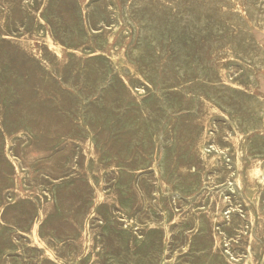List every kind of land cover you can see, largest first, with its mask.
I'll return each mask as SVG.
<instances>
[{"label":"rangeland","instance_id":"374dc122","mask_svg":"<svg viewBox=\"0 0 264 264\" xmlns=\"http://www.w3.org/2000/svg\"><path fill=\"white\" fill-rule=\"evenodd\" d=\"M109 1L0 4V264H264V0Z\"/></svg>","mask_w":264,"mask_h":264},{"label":"bare ground","instance_id":"6f19581e","mask_svg":"<svg viewBox=\"0 0 264 264\" xmlns=\"http://www.w3.org/2000/svg\"><path fill=\"white\" fill-rule=\"evenodd\" d=\"M2 1H3V0H2ZM2 1H1V2H2ZM95 1H96V0H95ZM105 1H106V0H105ZM108 1H109V0H108ZM162 1H163V0H162ZM172 1H173V0H172ZM172 1H171V3H172L171 6H173V4H174ZM177 1H178V0H177ZM194 1H196V0H194ZM198 1H199V0H198ZM226 1H227V0H226ZM241 1H242V0H241ZM241 1H240V2H241ZM254 1H255V0H254ZM260 1H261V0H260ZM260 1H259V2H260ZM1 2H0V4H1ZM19 2H20V1H19ZM109 2H110V1H109ZM112 2H113V1H112ZM138 2H139V1H138ZM160 2H161V1H160ZM174 2L176 3V1H174ZM211 2H212V1H211ZM228 2H229V1H228ZM248 2H249V1H248ZM143 3H144V2H143ZM145 3H146V2H145ZM171 3H170V4H171ZM193 3H195V2H193ZM229 3H230V2H229ZM229 3H228V4H229ZM237 3H238V2H237ZM241 3H242V2H241ZM243 3H244V2H243ZM261 3H262V1H261ZM5 4H6V3H5ZM109 4H110V3H109ZM113 4H114V3H112V5H113ZM152 4H153V3H152ZM162 4H163V3H162ZM215 4H216V3H215ZM247 4H248V3H247ZM12 5H13V4H12ZM156 5H157V4H156ZM185 5H186V4H185ZM249 5H250V3H249ZM7 6H8V5H7ZM20 6H21V5H20ZM46 6H47V5H46ZM125 6H126V5H125ZM164 6H166V5L164 4ZM177 6H178V4H177ZM186 6H187V5H186ZM200 6H201V5H200ZM228 6H229V5H228ZM228 6H227V7H228ZM232 6H234V5H232ZM247 6H248V5H247ZM263 6H264V5H263ZM14 7H15V5H14ZM32 7H34V6H32ZM59 7H60V6H59ZM84 7H85V6H84ZM90 7H91V6H90ZM90 7H89V9H90ZM108 7H109V6H108ZM141 7H144V6H141ZM141 7H140V9H141ZM157 7L160 8V6H157ZM169 7H170V6H169ZM175 7H176V6H175ZM178 7H179V6H178ZM193 7H194V6H193ZM205 7H206V6H205ZM211 7H212V6H211ZM217 7H218V6H217ZM219 7H220V6H219ZM229 7H230V6H229ZM9 8H11V7H9ZM17 8H18V7H17ZM30 8H31V7H30ZM155 8H156V7H155ZM173 8H174V7H173ZM184 8H185V7H184ZM189 8H190V7H189ZM202 8H203V7H202ZM230 8H231V7H230ZM233 8H234V7H233ZM237 8H238V6H237ZM2 9H3V8H2ZM111 9H112V8H111ZM143 9H144V8H143ZM165 9H166V8H165ZM175 9H177V8H175ZM182 9H183V6H182ZM187 9H188V8H187ZM190 9H192V8H190ZM193 9H194V8H193ZM196 9H197V8H196ZM196 9H194V11H195ZM215 9H216V8H215ZM235 9H236V8H235ZM245 9H246V8H245ZM249 9H251V8H249ZM258 9H259V8H258ZM7 10H8V9H7ZM84 10H85V9H84ZM131 10H132V9H131ZM157 10H158V8H157ZM162 10H163V9H162ZM180 10H181V9H180ZM225 10H226V9H225ZM227 10H228V9H227ZM229 10H230V9H229ZM254 10H255V12H256V9H254ZM2 11H3V10H2ZM30 11H31V9H30ZM47 11H48V10H47ZM113 11H114V10H113ZM138 11H139V10H138ZM166 11H167V10H166ZM173 11H174V10H173ZM198 11H200V10H198ZM204 11H205V10H204ZM213 11H214V10H213ZM237 11H238V10H237ZM243 11H244V9H243ZM22 12H23V11H22ZM129 12H130V11H129ZM133 12H134V11H133ZM133 12H132V13H133ZM158 12H161V11H158ZM158 12L156 11V14H157ZM170 12H171V11H170ZM188 12H190V11H188ZM209 12H210V11H209ZM209 12L207 11L208 15H209ZM215 12H218V11H215ZM221 12H222V11H221ZM252 12H253V11H252ZM257 12H258V11H257ZM6 13H7V12H6ZM80 13H81V12H80ZM118 13H119V12H118ZM138 13H139V12H138ZM168 13H169V12H168ZM173 13H174V12H173ZM180 13H181V11H180ZM183 13H184V12H183ZM199 13H200V12H199ZM205 13H206V12H205ZM226 13H227V12H226ZM16 14H17V13H16ZM18 14H19V13H18ZM129 14H130V13H128V15H129ZM134 14H136V13H134ZM153 14H154V13H153ZM158 14H160V13H158ZM216 14H217V13H216ZM219 14H220V13H218V15H219ZM222 14H224V13H222ZM228 14H229V13H228ZM232 14H235V13H232ZM64 15H65V13H64ZM80 15H81V14H80ZM84 15H85V14H84ZM116 15H117V14H116ZM132 15H133V14H132ZM132 15H131V17H132ZM161 15H162V14H161ZM172 15H173V14H172ZM182 15H183V14H182ZM197 15H198V14H197ZM200 15H201V14H200ZM213 15H214V14H213ZM220 15H221V14H220ZM230 15H231V13H230ZM230 15H229V17H231ZM236 15H237V14H235V16H236ZM249 15H250V13H249ZM59 16H60V15H59ZM62 16H63V15H62ZM65 16H67V15H65ZM154 16H155V15H154ZM156 16H157V15H156ZM209 16H210V15H209ZM216 16H217V15H216ZM225 16H228V15H225ZM225 16H223V17L225 18ZM232 16H233V15H232ZM237 16H238V15H237ZM237 16H236V17H237ZM239 16H240V15H239ZM4 17H5V16H4ZM25 17H26V16H25ZM25 17H24V18H25ZM158 17H159V16H158ZM220 17H221V16H219V18H220ZM233 17H234V16H233ZM233 17H232V19H233ZM254 17H255V16H254ZM28 18H29V17H28ZM62 18H63V17H62ZM64 18H65V17H64ZM81 18H82V17H81ZM116 18H118V17L116 16ZM153 18H154V17H153ZM217 18H218V17H217ZM244 18H245V17H244ZM258 18H259V17H258ZM262 18H263V17H262ZM4 19H6V18H4ZM33 19L35 20V17H34ZM37 19H38V18H37ZM39 19H40V18H39ZM119 19H120V18H119ZM119 19H115V20H119ZM139 19H140V18H139ZM185 19H186V18H185ZM188 19H189V18H188ZM220 19L222 20V18H220ZM234 19H236V18H234ZM15 20H16V19H15ZM29 20H30V19H29ZM29 20H28V21H29ZM170 20H171V19H170ZM212 20H213V19H212ZM225 20H226V19H225ZM225 20H224V21H225ZM250 20H251V19H250ZM253 20H254V19H253ZM261 20H262V19H261ZM82 21H84V20H82ZM183 21H184V20H183ZM185 21H186V20H185ZM185 21H184V22H185ZM219 21H220V20H219ZM227 21H228V19H227ZM233 21H235V20H233ZM233 21H232V22H233ZM254 21H255V20H254ZM232 22H231V23H232ZM241 22H242V21H241ZM13 23H14V22H13ZM28 23H29V22H28ZM30 23H31V22H30ZM84 23H85V22H84ZM87 23H88V22H87ZM120 23H121V22H120ZM134 23H135V22H134ZM234 23H235V22H234ZM249 23H250V22H249ZM255 23H256V21H255ZM32 24H33V23H32ZM240 24H241V23H240ZM257 24H258V23H257ZM5 25H6V24H5ZM5 25H4V26H5ZM14 25H15V24H14ZM86 25H87V24H86ZM120 25H121V24H120ZM227 25L229 26L228 23H227ZM230 25H232V24H230ZM234 25H235V24H234ZM261 25H262V24H261ZM2 26H3V25H2ZM18 26H19V25H17V27H18ZM28 26H29V25H28ZM46 26H47V25H46ZM185 26H186V25H185ZM47 27H48V26H47ZM92 27H93V26H92ZM135 27H136V26H135ZM237 27H238V26H237ZM248 27H249V25H248ZM248 27H247V28H248ZM252 27H253V26H252ZM5 28H6V27H5ZM26 28H27V27H26ZM37 28H38V27H37ZM87 28H88V27H87ZM183 28H184V26H183ZM227 28H228V27H227ZM240 28H241V27H240ZM2 29H3V28H2ZM27 29H28V28H27ZM31 29H32V27H31ZM125 29H126V28H125ZM135 29H138V28H135ZM234 29H235V28H234ZM244 29H245V28H244ZM250 29H251V28H250ZM252 29H253V28H252ZM4 30H5V29H4ZM40 30H41V29H40ZM105 30H106V29H105ZM240 30H241V29H240ZM248 30H249V29H248ZM255 30H257V29H255ZM5 31H6V30H5ZM5 31H4V32H5ZM106 31H108V29H107ZM109 31H110V29H109ZM122 31H123V30H122ZM235 31H236V30H235ZM243 31H244V30H243ZM6 32H7V31H6ZM10 32H11V31H10ZM10 32H9V34H10ZM30 32H32V31H30ZM39 32H40V31H39ZM88 32H89V31H88ZM123 32H125V31H123ZM91 33H92V32H91ZM98 33H99V32H98ZM106 33H107V32H106ZM128 33H129V30H128ZM230 33H231V32H230ZM244 33H245V32H244ZM9 34H8V35H9ZM89 34H90V33H89ZM89 34H88V35H89ZM107 34H109V33H107ZM122 34H123V33H122ZM126 34H127V33H126ZM220 34H221V33H220ZM234 34H235V32H234ZM8 35H7V36H8ZM61 35H63V34H61ZM37 36H38V35H37ZM101 36H102V35H101ZM106 36H108V35H106ZM121 36H122V35H121ZM124 36H125V35H124ZM243 36H244V35H243ZM61 37H62V36H61ZM92 37H93V36H92ZM102 37H103V36H102ZM134 37H135V36H134ZM35 38H36V37H35ZM87 38H88V36H87ZM104 38H105V37H104ZM125 38H126V37H125ZM235 38H236V37H235ZM248 38H249V37H248ZM1 39H2V38H1ZM1 39H0V40H1ZM16 39H17V38H16ZM73 39H74V38H73ZM105 39H107V38H105ZM53 40H54V39H53ZM122 40H123V39H122ZM252 40H254V39H252ZM252 40H251V41H252ZM248 41H249V40H248ZM73 42H74V41H73ZM122 42H123V41H122ZM201 42H202V41H201ZM220 42H221V41H220ZM222 42H223V40H222ZM233 42H234V41H233ZM224 43H225V42H224ZM224 43H223V45H224ZM226 43H227V41H226ZM231 43H232V41H231ZM237 43H238V42H237ZM85 44H86V43H85ZM114 44H115V43H114ZM227 44L229 45V42H228ZM227 44H226V46L228 47ZM232 44H233V43H232ZM234 44H235V43H234ZM234 44H233V45H234ZM9 45H10V44H9ZM44 45H45V44H44ZM199 45H200V44H199ZM230 45H231V44H230ZM243 45H244V44H243ZM255 45H256V44H255ZM12 46H13V45H12ZM41 46H42V45H41ZM116 46H117V45H116ZM116 46H115V47H116ZM204 46H205V45H204ZM35 47H37V45H36ZM38 47H39V46H38ZM115 47H114V48H115ZM152 47H153V46H152ZM201 47H202V46H201ZM247 47H249V46L247 45ZM256 47H257V45H256ZM256 47H255V48H256ZM128 48H129V47H128ZM234 48H235V47H234ZM258 48H260V47H258ZM9 49H10V48H9ZM63 49H64V48H63ZM76 49H77V48H76ZM121 49H122V48H121ZM121 49H120V50H121ZM200 49H201V48H200ZM225 49H226V48H225ZM231 49H232V48H231ZM248 49H249V48H248ZM17 50H18V49H17ZM120 50H119V52H120ZM226 50H228V48H227ZM226 50H223V51L225 52ZM258 50H259V49H258ZM71 51H72V50H71ZM129 51H130V50H129ZM166 51H167V50H166ZM219 51H220V49H219ZM223 51H221V52H223ZM12 52H13V51H12ZM90 52H91V51H89V53H90ZM42 54H43V53H42ZM65 54H66V53H65ZM96 54H97V53H96ZM96 54H95V55H96ZM100 54L102 55V52H101ZM156 54H157V53H156ZM213 54H214V53H213ZM218 54H220V53H218ZM11 55H12V53H11ZM15 55H16V54H15ZM87 55H88V54H87ZM103 55H104V54H103ZM122 55H123V54H122ZM166 55H168V54H166ZM220 55H221V54H220ZM25 56H26V55H25ZM168 56H169V55H168ZM197 56H199V54H197ZM11 57H12V56H11ZM166 57H167V56H166ZM206 57H207V56H206ZM230 57H231V56H230ZM65 58H66V57H65ZM73 58H74V57H73ZM218 58H219V57H218ZM226 58H227V57H226ZM260 58H261V57H260ZM10 59H11V58H10ZM206 59H208V58H206ZM220 59H221V58H220ZM224 59H225V58H224ZM230 59H231V58H230ZM23 60H24V59H23ZM40 60H41V59H40ZM124 60H125V59H124ZM204 60H205V59H204ZM53 61H55V60H53ZM130 61H132V60L130 59ZM206 61H207V60H206ZM213 61H214V60H213ZM222 61H223V60H222ZM226 61H227V59H226ZM55 62H56V61H55ZM74 62H75V60H74ZM162 62H163V61H162ZM165 62H166V61H165ZM215 62H217V61H215ZM215 62H214V63H215ZM229 62H230V61H229ZM133 63H135V62H133ZM160 63H161V61H160ZM212 63H213V62H212ZM212 63H211V64H212ZM214 63H213V64H214ZM220 63H221V62H220ZM231 63H232V61H231ZM2 64H3V63H2ZM56 64H57V62H56ZM209 64H210V63H209ZM224 64H225V63H224ZM239 64H240V63H239ZM19 65H22V64H19ZM125 65H126V64H125ZM216 65H217V64H216ZM220 65H221V64H220ZM228 65H229V63H228ZM236 65H238V64H236ZM236 65H235V66H236ZM49 66H50V65H49ZM126 66H127V65H126ZM126 66H125V67H126ZM202 66H203V65H202ZM207 66H208V65H207ZM222 66H223V65H222ZM229 66H230V65H229ZM240 66H241V65H240ZM247 66H248V65H247ZM247 66H246V67H247ZM72 67H73V66H72ZM75 67H76V66H75ZM75 67H73V68H75ZM122 67H123V66H122ZM133 67H134V66H133ZM163 67H164V66H163ZM242 67H243V66H242ZM16 68H18V67H16ZM41 68H42V67H41ZM52 68H53V67H52ZM119 68H120V67H119ZM119 68H118V69H119ZM158 68H159V67H158ZM207 68H208V67H207ZM210 68H211V67H210ZM216 68H217V67H216ZM216 68H214V69H216ZM235 68H236V67H235ZM239 68H240V67H239ZM243 68H244V67H243ZM49 69H50V68H49ZM128 69H129V67H128ZM136 69H137V68H136ZM192 69H193V68H192ZM214 69H213V70H214ZM223 69H224V68H223ZM236 69H237V68H236ZM241 69H242V68H241ZM21 70H22V69H21ZM74 70H75V69H74ZM119 70H120V69H119ZM129 70H130V69H129ZM166 70H167V69H166ZM113 71L115 72V70H113ZM216 71H217V70H216ZM219 71H220V70H219ZM227 71H229V70H227ZM232 71H233V70H232ZM239 71H240V70H239ZM239 71H238V72H239ZM252 71H253V70H252ZM259 71H260V70H259ZM165 72H167V71H165ZM230 72H231V71H230ZM236 72H237V71H236ZM241 72H242V71H241ZM241 72H240V73H241ZM245 72H246V71H245ZM12 73H13V72H12ZM32 73H33V72H32ZM34 73H35V72H34ZM118 73H119V72H117V74H118ZM122 73H124V71H122L121 74H122ZM232 73H233V72H232ZM234 73H235V72H234ZM243 73H244V72H243ZM252 73H253V72H252ZM35 74H37V73H35ZM115 74H116V73H115ZM127 74H128V73H127ZM225 74H226V73H225ZM227 74H229V73H227ZM241 74H242V73H241ZM241 74H240V75H241ZM244 74H245V73H244ZM253 74H254V73H253ZM83 75H84V74H83ZM83 75H82V77H83ZM122 75H123V74H122ZM219 75H220V74H219ZM23 76H24V75H23ZM32 76H33V75H32ZM127 76H128V75H127ZM232 76H233V75H232ZM236 76H237V75H236ZM241 76H242V75H241ZM34 77H35V76H34ZM238 77H239V76H238ZM238 77H237V78H238ZM22 78H23V77H22ZM24 78H26V77H24ZM30 78H31V77H30ZM38 78H40V77H38ZM84 78H85V77H84ZM87 78H88V77H87ZM107 78H108V77H107ZM121 78H122V77H121ZM219 78H220V76H219ZM226 78H227V76H226ZM234 78H236V77H234ZM46 79H47V78H46ZM118 79H120V78H118ZM33 80H34V79H33ZM134 80H135V79H134ZM134 80H133V81H134ZM177 80H178V79H177ZM194 80H195V79H194ZM44 81H45V80H44ZM120 81H121V80H120ZM227 81H228V80H227ZM36 82H37V81H36ZM170 82H171V81H170ZM195 82H196V81H195ZM219 82H220V81H219ZM220 83H222V80H221ZM43 84H45V83H43ZM174 84H175V83H174ZM189 84H190V83H188L187 85H189ZM203 84H205V83H203ZM222 84H223V83H222ZM231 84H232V83H231ZM255 84H256V83H255ZM9 85H10V84H9ZM31 85H32V84H31ZM47 85H48V84H47ZM179 85H180V83H179ZM181 85H182V84H181ZM187 85H186V86H187ZM26 86L28 87V85H26ZM35 86H36V85H35ZM37 86H38V85H37ZM48 86H50V85H48ZM165 86H166V85H165ZM170 86H171V85H170ZM173 86H174V85H173ZM207 86L210 87L211 85H207ZM227 86H228V85H227ZM236 86H237V85H236ZM236 86L234 85V87H236ZM27 87H26V88H27ZM30 87H31V86H30ZM71 87H73V86H71ZM131 87H132V85H131ZM160 87H161V86H160ZM148 88H149V86H148ZM207 88H208V87H207ZM232 88H233V87H232ZM37 89H38V91H39V88H38V87H37ZM142 89H144V88L142 87ZM155 89H156V88H155ZM178 89H179V88H178ZM216 89H217V88H216ZM230 89H231V88H230ZM235 89H236V88H235ZM238 89H239V88H238ZM246 89H247V88H246ZM248 89H249V88H248ZM253 89H254V88H253ZM43 90H45V89L43 88ZM129 90H130V89H129ZM217 90H218V89H217ZM243 90H244V89H243ZM12 91H13V90H12ZM22 91H23V90H22ZM198 91H199V90H198ZM15 92H16V91H15ZM41 92H42V91H41ZM48 92H49V91H48ZM52 92H53V91H52ZM75 92H76V91H75ZM141 92H142V91H141ZM155 92H156V91H155ZM169 92H172V91H169ZM174 92H175V91H174ZM246 92H247V91H246ZM250 92H251V90H250ZM19 93H20V92H19ZM22 94H23V93H22ZM30 94H31V93H30ZM154 94H155V93H154ZM159 94H160V93H159ZM31 95H33V94H31ZM72 95H73V94H72ZM116 95H117V94H116ZM138 95H139V94H137V96H138ZM147 95H148V94H147ZM157 95H158V94H157ZM132 96H133V95H132ZM251 96H252V95H251ZM2 97H3V96H2ZM74 97H75V96H74ZM157 97H158V96H157ZM186 97H187V96H186ZM44 98H45V95H44ZM202 98H203V97H202ZM24 99H26L25 95H24ZM45 99H46V98H45ZM34 100H35V99H34ZM186 100H187V99H186ZM22 101H23V100H22ZM183 101H184V100H183ZM203 101H204V100H203ZM33 102H34V101H33ZM35 102H36V101H35ZM138 102H139V101H138ZM259 102H260V101H259ZM23 103H24V102H23ZM23 103H22L21 105H23ZM26 103H27V102H26ZM26 103H25V105H26ZM30 103H32V102H30ZM135 103H137V102L135 101ZM139 103H140V102H139ZM42 104H43V102H42ZM42 104H41V105H42ZM44 104H45V103H44ZM44 104H43V105H44ZM199 104H200V103H199ZM208 104H210V103H208ZM15 105H16V104H15ZM39 105H40V104H39ZM205 105H206V104H205ZM261 105H262V104H261ZM47 106H48V105H47ZM27 107H28V106H27ZM40 107H41V106H40ZM45 107H46V106H45ZM118 107H119V106H118ZM212 107H214V106H212ZM20 108H22V107H20ZM32 108H33V107H32ZM203 108H204V107H203ZM104 109H105V108H104ZM127 109H128V108H127ZM204 109H205V108H204ZM13 110H15V109H13ZM29 110H30V108H29ZM122 110H123V109H122ZM18 111H19V110H18ZM23 111H24V110H23ZM127 111H128V110H127ZM205 111H206V109H205ZM209 111H210V110H209ZM25 112H26V111H25ZM27 112H28V110H27ZM27 112H26V113H27ZM36 112H37V111H36ZM46 112H47V111H46ZM106 112H107V111H106ZM196 112H197V111H196ZM206 112H207V111H206ZM23 113H24V112H23ZM23 113H22V114H23ZM34 113H35V112H34ZM43 113H44V112H43ZM48 113H49V112H48ZM82 113H83V112H82ZM204 113H205V112H204ZM1 114H2V113H1ZM32 114H33V113H32ZM198 114H199V113H198ZM46 115H47V114H46ZM78 115H79V114H78ZM156 115H157V114H156ZM182 115H183V114H182ZM202 115H203V114H202ZM224 115H225V114H224ZM22 116H23V115H22ZM34 116H35V115H34ZM43 116H44V115H43ZM172 116H173V115H172ZM211 116H212V115H211ZM39 117H40V116H39ZM39 117H38V118H39ZM41 117H42V116H41ZM218 117H219V116H218ZM222 117H223V116H222ZM222 117H221V118H222ZM225 117H226V116H225ZM1 118H2V117H1ZM51 118H52V117H51ZM206 118H207V117H206ZM210 118H211V117H210ZM226 118H227V117H226ZM40 119H41V118H40ZM115 119H116V118H115ZM165 119H166V118H165ZM202 119H203V118H202ZM45 120H46V119H45ZM47 120H48V119H47ZM47 120H46V121H47ZM81 120H82V119H81ZM204 120H205V119H204ZM204 120H203V123H204ZM207 120H208V119H207ZM226 120H227V119H226ZM49 121H50V120H49ZM36 122H37V121H36ZM52 123H53V122H52ZM162 123H163V122H162ZM228 123H229V122H228ZM35 124H36V123H35ZM39 124H40V123H39ZM64 124H65V123H64ZM207 124H208V123H207ZM66 125H67V124H66ZM162 125H163V124H162ZM170 125H171V123H170ZM37 126H38V125H37ZM37 126H36V127H37ZM62 126H63V125H62ZM100 126H101V125H100ZM206 126H207V125H206ZM261 126H262V125H261ZM34 127H35V126H34ZM40 127H41V126H40ZM40 127H38V128H40ZM51 127H52V126H51ZM67 127H68V126H67ZM86 127H87V126H86ZM57 128H58V127H57ZM36 129H37V128H36ZM44 129H45V128H44ZM52 129H53V128H52ZM206 129H207V128H206ZM20 130H21V129H20ZM62 130H63V129H62ZM52 131H55V130H52ZM68 131H69V129H68ZM257 131H258V130H257ZM259 131H260V130H259ZM89 132H90V131H89ZM205 132H206V130H205ZM233 132H234V131H233ZM16 133H17V132H16ZM34 133H36V132H34ZM34 133H33V134H34ZM43 133H44V132H43ZM52 133H53V132H52ZM159 133H160V132H159ZM178 133H179V132H178ZM206 133H207V132H206ZM234 133H237V132H234ZM239 133H240V132H239ZM63 134H64V133H63ZM169 134H170V133H169ZM4 135H5V134H4ZM12 135H13V134H12ZM36 135H37V134H36ZM200 135H201V134H200ZM38 136H39V134H38ZM49 136H50V134H49ZM238 136H239V135H238ZM240 136H241V135H240ZM28 137H29V136H28ZM45 137H46V136H45ZM92 137H93V136H92ZM22 138H23V137H22ZM26 138H27V137H26ZM38 138H39V137H38ZM74 138H75V136H74ZM98 138H99V137H98ZM190 138H191V137H190ZM30 139H31V138H30ZM71 139H72V138H71ZM127 139H128V138H127ZM237 139H238V138H237ZM48 140H49V139H48ZM73 140H74V139H73ZM82 140H83V139H82ZM162 140H163V139H162ZM197 140H198V139H197ZM197 140H196V141H197ZM204 140H205V139H204ZM109 141H110V140H109ZM169 141H170V140H169ZM209 141H210V140H209ZM16 142H17V140H16ZM16 142H15V143H16ZM28 142H29V141H28ZM33 142H34V141H33ZM128 142H129V141H128ZM203 142H204V141H203ZM210 142H211V141H210ZM197 143H198V142H197ZM197 143H196V144H197ZM208 143H209V142H208ZM212 143H213V141H212ZM29 144H30V142H29ZM43 144H44V143H43ZM99 144H100V143H99ZM102 144H103V143H102ZM168 144H169V143H168ZM200 144H201V143H200ZM14 145H15V144H14ZM32 145H33V144H32ZM100 145H101V144H100ZM204 145H205V144H204ZM208 145H210V144H208ZM235 145H237V144H235ZM37 146H38V145H37ZM199 146H201V145H199ZM16 147H17V143H16ZM107 147H108V146H107ZM193 147H194V146H193ZM211 147H212V146H211ZM214 147H215V146H214ZM235 147H236V146H235ZM9 148H10V147H9ZM33 148H34V147H33ZM36 148H37V147H36ZM40 148H41V147H40ZM43 148H44V147H43ZM46 148H47V146H46ZM137 148H139V147H137ZM202 148H203V146L201 147V149H202ZM204 148H205V147H204ZM209 148H210V147H209ZM205 149H207V148H205ZM215 149H216V148H215ZM10 150H11V149H10ZM10 150H8V151H10ZM34 150H35V149H34ZM133 150H134V149H133ZM198 150H199V149H198ZM198 150H197V151H198ZM2 151H3V150H2ZM39 151H40V150H39ZM107 151H108V150H107ZM139 151H140V150H139ZM96 152H97V151H96ZM208 152H209V151H208ZM10 153H11V152H10ZM111 153H112V152H111ZM111 153H110V154H111ZM139 153H140V152H139ZM203 153H204V152H203ZM132 154H133V153H132ZM100 155H101V154H100ZM142 155H143V154H142ZM205 155H206V154H205ZM208 155H209V154H208ZM210 155H211V154H210ZM203 156H204V155H203ZM94 157H95V156H94ZM158 157H159V156H158ZM235 157H236V156H235ZM246 157H247V155H246ZM12 158H13V157H12ZM159 158H160V157H159ZM203 158H205V157H203ZM225 158H226V156H225ZM44 159H45V158H44ZM44 159H43V160H44ZM46 159H47V157H46ZM88 159H90V158H88ZM205 159H206V158H205ZM237 159H238V158H237ZM252 159H253V158H252ZM17 160H18V159H17ZM221 160H222V159H221ZM221 160H220V161H221ZM56 161H57V160H56ZM87 161H88V160H87ZM157 161H158V160H157ZM235 161H236V160H235ZM19 162H20V161H19ZM95 162H96V161H95ZM110 162H111V161H110ZM238 162H239V161H238ZM8 163H9V162H8ZM108 163H109V162H108ZM215 163H217V162H215ZM235 163H236V162H235ZM110 164H111V163H110ZM217 164H218V163H217ZM230 164L232 165L233 163H230ZM245 164H246V163H245ZM51 165H52V164H51ZM203 166H204V165H203ZM234 166H235V165H234ZM234 166H233V167H234ZM21 167H22V166H21ZM56 167H57V166H56ZM182 167H184V166H182ZM192 167H193V166H192ZM224 167H225V166H224ZM66 168H67V167H66ZM153 168H154V167H153ZM28 169H29V167H28ZM99 169H100V168H99ZM154 169H155V168H154ZM222 169H223V168H222ZM234 170H236V169H234ZM14 171H15V169H14ZM20 171H21V170H20ZM91 171H92V170H91ZM97 171H98V170H97ZM97 171H96V172H97ZM96 172H95V173H96ZM153 172H154V170H153ZM25 173H26V172H25ZM90 173H91V172H90ZM145 173H146V172H145ZM154 173H155V172H154ZM152 174H153V173H152ZM237 174H238V173H237ZM237 174H236V175H237ZM261 174H262V173H261ZM84 175H85V174H84ZM157 175H158V174H157ZM233 176H234V175H233ZM4 177H5V176H4ZM153 177H154V175H153ZM202 178H203V177H202ZM232 178H233V177H232ZM148 179H149V178H148ZM150 179H151V178H150ZM152 179H153V178H152ZM228 179H229V178H228ZM28 180H30V179H28ZM145 180H146V179H145ZM153 180H154V179H153ZM202 180H203V179H202ZM245 180H246V179H245ZM261 180H262V179H261ZM90 181H91V180H90ZM148 181H149V180H148ZM228 181H229V180H228ZM230 181H231V179H230ZM31 182H32V181H31ZM135 182H136V181H135ZM163 182H164V181H163ZM163 182H162V183H163ZM138 183H139V182H138ZM154 183H155V182H154ZM154 183H153V184H154ZM158 183H159V182H158ZM228 183H229V182H228ZM229 184H230V183H229ZM232 184H233V183H232ZM245 184H246V183H245ZM92 185H93V184H92ZM133 185H134V184H133ZM151 185H152V184H151ZM165 185H166V184H165ZM159 186H160V185H159ZM203 186H204V185H203ZM21 187H22V186H21ZM93 187H94V186H93ZM150 187H151V186H150ZM94 188H95V187H94ZM135 188H136V187H135ZM141 188H142V187H141ZM202 188H203V187H202ZM254 188H255V187H254ZM95 189H96V188H95ZM138 189H139V188H138ZM138 189H137V190H138ZM160 189H161V188H160ZM258 189H259V188H258ZM13 190H14V189H13ZM164 190H166V189H164ZM167 190H168V189H167ZM197 190H198V189H197ZM197 190H196V191H197ZM223 190H224V189H223ZM240 190H241V189H240ZM249 190H250V189H249ZM200 191H201V190H200ZM242 191H243V189H242ZM244 191H245V190H244ZM253 191H255V190H253ZM257 191H258V190H257ZM168 192H169V191H168ZM221 192H222V191H221ZM151 194H152V193H151ZM242 194H243V193H242ZM244 194H245V193H244ZM246 194H247V193H246ZM11 195H13V194H11ZM140 195H141V194H140ZM200 195H201V194H200ZM223 195H224V194H223ZM257 195H258V194H257ZM259 195H260V194H259ZM171 196H172V195H171ZM174 196H175V194H174ZM242 196H243V195H242ZM35 197H36V196H35ZM48 197H49V195H48ZM61 197H62V196H61ZM149 197H151V196H149ZM172 197H173V196H172ZM249 197H250V196H249ZM13 198H14V197H13ZM44 198H45V197H44ZM164 198H165V197H164ZM169 198H170V197H169ZM169 198H168V201L170 200ZM177 198H178V197H177ZM179 198H180V197H179ZM195 198H196V197H195ZM46 199H47V198H46ZM140 199H141V198H140ZM172 199H173V198H172ZM238 199H239V198H238ZM242 199H244V198H242ZM250 199H251V198H250ZM258 199H259V198H258ZM111 200H112V199H111ZM146 200H147V199H145V201H146ZM150 200H151V199H150ZM176 200H177V199H176ZM189 200H190V199H189ZM255 200H256V199H255ZM260 200H261V199H260ZM11 201H12V200H11ZM46 201H47V200H46ZM61 201H62V199H61ZM172 201H173V200H172ZM216 201H217V199H216ZM227 201H228V200H227ZM241 201H242V200H241ZM148 202H150V201H148ZM148 202H147V203H148ZM245 202H247V201H245ZM248 202H249V201H248ZM257 202H258V201H257ZM30 203H31V202H30ZM40 203H41V202H40ZM62 203H65V202H62ZM73 203H74V202H73ZM75 203H76V202H75ZM156 203H157V202H156ZM166 203H167V202H166ZM166 203H165V204H166ZM171 203H172V202H171ZM215 203H216V202H215ZM253 203H254V202H253ZM172 204H173V203H172ZM172 204H170V205H172ZM244 204H245V203H244ZM246 204H247V203H246ZM258 204H259V203H258ZM260 204H261V203H260ZM72 205H73V204H72ZM91 205H92V204H91ZM162 205H163V204H161V206H162ZM214 205H215V204H214ZM217 205H218V204H217ZM253 205H254V204H253ZM30 206H31V205H30ZM65 206H66V205H65ZM165 206H166V205H165ZM215 206H216V205H215ZM243 206H244V205H243ZM262 206H263V205H262ZM262 206H260V208H261ZM63 207H64V206H63ZM80 207H81V206H80ZM166 207H167V206H166ZM247 207H248V206H247ZM249 207H250V206H249ZM258 207H259V205H258ZM218 208H219V207H218ZM220 208H221V206H220ZM255 208H256V207H255ZM262 208H263V207H262ZM262 208H261V209H262ZM63 209H64V208H63ZM164 209H167V208H164ZM172 209H173V208H172ZM210 209H211V208H210ZM240 209H241V208H240ZM242 209H243V208H242ZM246 209H247V208H246ZM38 210H39V209H38ZM53 210H54V209H53ZM74 210H75V209H74ZM218 210H219V209H218ZM223 210H225V209H223ZM250 210H251V209H250ZM257 210H258V209H257ZM262 210H263V209H262ZM28 211H29V210H28ZM35 211H36V210H35ZM251 211H252V210H251ZM259 211H261V210H259ZM259 211H257V212H259ZM1 212H2V211H1ZM23 212H24V211H23ZM70 212H71V211H70ZM211 212H212V211H211ZM211 212H210V213H211ZM228 212H229V211H228ZM21 213H22V211H21ZM21 213H20V214H21ZM164 213H165V212H164ZM212 213H215V211L212 212ZM229 213H230V212H229ZM253 213H254V212H253ZM253 213H252V214H253ZM23 214H24V213H23ZM25 214H26V213H25ZM259 214H260V213H259ZM21 215H22V214H21ZM27 215H28V214H27ZM27 215H26V216H27ZM51 215H52V214H51ZM70 215H71V214H70ZM241 215H242V214H241ZM254 215H255V214H254ZM15 217H16V216H15ZM20 217H21V216H20ZM79 218H80V217H79ZM149 218H150V217H149ZM217 218H218V217H217ZM236 218H237V217H236ZM251 218H253V217H251ZM21 219H22V218H21ZM65 219H67V218H65ZM151 219H152V218H151ZM161 219H162V218H161ZM231 219H232V218H231ZM231 219H230V221H231ZM31 220H32V218H31ZM34 220H35V219H34ZM84 220H85V219H84ZM240 220H242V219H240ZM27 221L30 222L28 219H27ZM64 221H65V220H64ZM78 221H79V220H78ZM137 221H138V220H137ZM149 221H150V220H149ZM256 222H257V221H256ZM15 223H16V222H15ZM67 223H68V222H67ZM67 223H66V224H67ZM89 223H90V222H89ZM127 223H128V220H127ZM160 223H161V222H160ZM233 223H234V222H233ZM243 223H244V222H243ZM17 224H18V222H17ZM17 224H16V225H17ZM60 224H61V222L59 223V225H60ZM68 224H69V223H68ZM73 224H74V223H73ZM132 224H133V223H132ZM146 224H147V221H146ZM225 224H226V222H225ZM230 224H231V223H230ZM240 224H241V222H240ZM18 225H19V224H18ZM18 225H17V226H18ZM23 225H25V224H23ZM61 225H62V224H61ZM61 225H60V227H61ZM89 225H90V224H89ZM212 225H213V224H212ZM241 225H242V224H241ZM12 226H14V225H12ZM25 226H26V225H25ZM27 226H28V225H27ZM30 226H31V225H30ZM30 226H29V227H30ZM138 226L140 227V225H138ZM245 226H246V225H245ZM23 227H24V226H23ZM45 227H46V226H45ZM53 227H54V226H53ZM56 227H57V226H56ZM85 227H86V226H85ZM132 227H133V225H132ZM143 227H144V226H143ZM212 227H213V226H212ZM231 227H232V225H231ZM256 227H257V226H256ZM262 227H263V226H262ZM69 228H70V227H69ZM133 228H135V227H133ZM146 228H147V226H146ZM154 228H155V227H154ZM250 228H251V227H250ZM16 229H17V228H16ZM27 229H28V228H27ZM57 229H58V228H57ZM73 229H74V228H73ZM90 229H92V228H90ZM227 229H228V228H227ZM241 229H242V228H241ZM241 229H240V230H241ZM247 229H248V228H247ZM21 230H22V229H21ZM24 230H25V229H24ZM38 230H39V229H38ZM40 230H41V229H40ZM49 230H50V229H49ZM55 230H56V229H55ZM142 230H143V229H142ZM231 230H232V229H231ZM252 230H253V229H252ZM14 231H15V230H14ZM22 231H23V230H22ZM147 231H148V230H147ZM169 231H170V230H169ZM233 231H234V230H233ZM24 232H25V231H24ZM37 232H38L37 234H40L39 231H37ZM40 232H41V231H40ZM45 232H46V231H45ZM45 232H44V233H45ZM49 232H50V231H49ZM51 232H52V231H51ZM54 232H55V231H54ZM80 232H81V231H80ZM22 233H23V232H22ZM47 233H48V231H47ZM63 233H64V232H63ZM65 233H66V232H65ZM81 233H82V232H81ZM131 233H132V232H131ZM235 233H236V232H235ZM240 233H242V232H240ZM251 233H252V232H251ZM254 233H255V232H254ZM262 233H263V232H262ZM41 234H42V232H41ZM48 234H49V233H48ZM52 234H53V233H52ZM70 234H72V233H70ZM140 234H141V232H140ZM228 234H229V233H228ZM244 234H245V233H244ZM134 235H135V234H134ZM251 235H252V234H251ZM38 236H39V235H38ZM40 236H41V235H40ZM49 236H50V235H49ZM240 236H241V235H240ZM258 236H259V235H258ZM262 236H263V235H262ZM169 237H170V236H169ZM40 238H41V237H40ZM42 238H43V237H42ZM58 238H59V237H58ZM67 238H68V236H67ZM69 238H70V237H69ZM69 238H68V239H69ZM137 238H138V237H137ZM260 238H261V237H260ZM38 239H39V238H38ZM64 239H66V238H64ZM73 239H74V238H73ZM77 239H78V238H77ZM77 239H76V240H77ZM76 240H74V241H76ZM161 240H162V239H161ZM189 240H190V238H189ZM258 240H260V239H258ZM47 241H48V240H47ZM58 241H60V240H58ZM139 241H140V240H139ZM141 241H142V240H141ZM190 241H191V240H190ZM48 242H50V241H48ZM55 242H56V241H55ZM169 242H170V241H169ZM173 242H174V241H173ZM44 243H45V242H44ZM50 243H51V242H50ZM64 243H65V242H64ZM135 243H136V242H135ZM27 244H28V242H27ZM45 244H46V243H45ZM70 244H72V243H70ZM137 244H138V243H137ZM244 244H245V243H244ZM53 245H54V244H53ZM262 245H263V244H262ZM70 246H71V245H70ZM219 246H220V245H219ZM47 247H48V245H47ZM51 247H52V246H51ZM63 247H64V244H63ZM58 248H60V247H58ZM258 248H259V247H258ZM260 248H261V247H260ZM260 248H259V249H260ZM12 249H13V248H12ZM12 249H11V250H12ZM26 249H27V248H26ZM78 249H79V248H78ZM93 249H95V248H93ZM28 250H29V249H28ZM57 250H58V249H57ZM90 250H91V249H90ZM263 250H264V249H263ZM5 251H6V250H5ZM19 251H20V250H19ZM35 251H37V250H35ZM53 251H54V250H53ZM55 251H56V250H55ZM59 251H60V249H59ZM64 251H65V250H64ZM72 251H73V250H72ZM96 251H97V250H96ZM228 251H229V250H228ZM9 252H10V251H9ZM28 252H29V251H28ZM37 252H38V251H37ZM56 252H57V251H56ZM60 252H61V251H60ZM98 252H99V251H98ZM244 252H246V251H244ZM257 252H258V251H257ZM261 252H262V251H261ZM2 253H3V252H2ZM20 253H21V252H20ZM64 253H65V252H64ZM68 253H69V252H68ZM216 253H217V252H216ZM221 253H222V252H221ZM246 253H247V252H246ZM3 254H4V253H3ZM22 254H23V253H22ZM31 254H32V253H31ZM37 254H38V253H37ZM228 254H229V253H228ZM253 254H254V253H253ZM27 255H28V254H27ZM38 255H39V254H38ZM62 255H63V254H62ZM68 255H70V254H68ZM75 255H76V254H75ZM247 255H248V253H247ZM33 256H34V255H33ZM54 256H55V255H54ZM59 256H61V254H60ZM73 256H74V255H73ZM244 256H245V255H244ZM260 256H261V255H260ZM0 257H1V256H0ZM5 257H6V256H5ZM21 257H22V256H21ZM31 257H32V256H31ZM63 257H64V256H63ZM178 257H179V256H178ZM178 257H177V258H178ZM215 257H217V256H215ZM56 258H57V257H56ZM74 258H75V257H74ZM74 258H73V259H74ZM166 258H168V257H166ZM83 259H84V258H83ZM164 259H165V258H164ZM219 259H220V258H219ZM232 259H233V258H232ZM238 259H239V258H238ZM66 260H67V259H66ZM167 260H168V259H167ZM169 260H170V259H169ZM169 260H168V261H169ZM221 260H222V259H221ZM255 260H256V259H255ZM4 261H5V260H4ZM82 261H83V260H82ZM164 261H165V260H164ZM177 261H178V260H177ZM46 262H48V261H46ZM69 262H70V261H69ZM78 262H79V261H78ZM175 262H176V261H175ZM203 262H204V261H203ZM7 263H8V262H7ZM72 263H73V262H72ZM86 263H87V262H86ZM50 264H51V262H50ZM90 264H91V263H90ZM238 264H239V263H238Z\"/></svg>","mask_w":264,"mask_h":264}]
</instances>
